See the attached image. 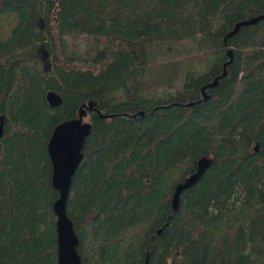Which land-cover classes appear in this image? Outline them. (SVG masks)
<instances>
[{
  "label": "trees",
  "instance_id": "obj_1",
  "mask_svg": "<svg viewBox=\"0 0 264 264\" xmlns=\"http://www.w3.org/2000/svg\"><path fill=\"white\" fill-rule=\"evenodd\" d=\"M262 14L264 0H0V264H58L48 145L89 102L67 205L82 264H264V21L224 42ZM228 49L211 99L186 107Z\"/></svg>",
  "mask_w": 264,
  "mask_h": 264
},
{
  "label": "water",
  "instance_id": "obj_2",
  "mask_svg": "<svg viewBox=\"0 0 264 264\" xmlns=\"http://www.w3.org/2000/svg\"><path fill=\"white\" fill-rule=\"evenodd\" d=\"M262 21H264V14L237 23L234 29L225 37L224 42L227 43V40L237 35L242 28L256 26ZM227 55L229 61L224 66L223 74L212 83L202 87L203 100L198 103L187 104L186 107H194L196 104H201L211 99L207 91L219 86V81L227 76V67L234 62V52L231 49H228ZM46 98L49 106L53 109L63 104V99L56 92H49ZM96 104V102H89L83 105L78 118L59 124L54 129L49 140L48 152L53 165L52 183L54 189L59 193V199L54 205L57 217L58 264H82V259L78 252L80 241L75 231L74 223L68 216L67 205L74 177L84 160L85 146L93 129L91 123L85 122V118H87L88 112L94 110ZM99 114L103 119L114 117L103 115L100 112ZM145 115L144 112H140L134 117H144ZM4 119L3 116L0 117V140L4 137ZM212 163L213 160L210 158L205 157L201 159L198 162L196 173L176 187L172 200L174 212L180 209L182 194L192 189L202 179ZM162 231H159L158 234H161ZM148 263L149 258L145 264Z\"/></svg>",
  "mask_w": 264,
  "mask_h": 264
},
{
  "label": "rangeland",
  "instance_id": "obj_3",
  "mask_svg": "<svg viewBox=\"0 0 264 264\" xmlns=\"http://www.w3.org/2000/svg\"><path fill=\"white\" fill-rule=\"evenodd\" d=\"M8 28H9V27H8ZM8 28H7V29H8ZM87 48H88L87 42H86V41L81 42V44H80V49H81L82 51H84V50H86ZM173 54H174V53L172 52V56H173V57H176V56H174ZM188 66H189V67L185 66V67L182 68V69H183V72L181 71L182 74H184V73L190 71V70H189L190 68H193V67L191 66V64H188ZM175 69H176V65H175V63L173 62L172 65H168V66H166V67H163L162 70H161L160 72H158L157 70H153V71H152V73H153V77H152V79L154 80V79H157V78L160 77V76L162 77V76H163V72H164V74H170V73L174 72ZM178 70H179V69H178ZM155 72L157 73L158 76L155 74ZM156 76H157V78H155ZM185 77H186V76H185ZM185 79H186V78H185ZM183 83H184V75L180 77V79H179L178 82L176 83V87H177V88H181L182 85H183ZM158 91H159V92H165V91L167 92V91H170L171 93H175V90L165 89V88H163V87H160Z\"/></svg>",
  "mask_w": 264,
  "mask_h": 264
}]
</instances>
